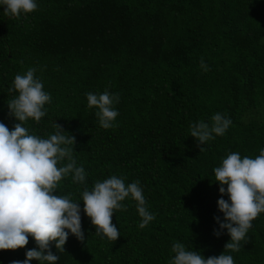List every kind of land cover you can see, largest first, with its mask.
Here are the masks:
<instances>
[{
  "label": "trees",
  "instance_id": "obj_1",
  "mask_svg": "<svg viewBox=\"0 0 264 264\" xmlns=\"http://www.w3.org/2000/svg\"><path fill=\"white\" fill-rule=\"evenodd\" d=\"M35 2L37 9L19 18L5 16L0 5V123L10 131L19 123L7 107L16 93L7 89L17 74L35 68L52 99L39 123L24 126L47 138L53 123L60 125L75 137L73 156L86 173L84 184L69 175L53 193L80 202L85 237L69 234L63 252L51 242L56 264H169L174 243L205 259L224 252L234 264H264V213L238 252L224 251L226 229L214 235V218L223 221V213L213 172L233 152L255 158L264 149V0ZM105 91L120 98L109 129L100 127L86 97ZM216 113L232 124L198 146L190 126L211 125ZM113 175L126 186L138 180L155 215L141 229L136 202L121 201L127 211L114 210L111 218L116 241L95 235L80 197L85 185L91 190ZM33 248L29 236L24 248L0 251V264L23 261Z\"/></svg>",
  "mask_w": 264,
  "mask_h": 264
},
{
  "label": "clouds",
  "instance_id": "obj_2",
  "mask_svg": "<svg viewBox=\"0 0 264 264\" xmlns=\"http://www.w3.org/2000/svg\"><path fill=\"white\" fill-rule=\"evenodd\" d=\"M0 5L5 7V16L16 18L37 9L35 0H0ZM200 67L209 70L203 59ZM35 72V68H29L25 74H17L7 89L8 93H16L7 107L9 115L19 123L11 131L0 123V251L24 248L29 236L37 246L25 253L23 261H13V264H30L32 260L56 264L59 257L49 250L51 242H55L56 250L63 252L69 234L78 241H85L80 202H74L71 194H53L59 182L69 175L74 184L85 182V170L83 166H77L73 156L75 137L63 132L55 123V134L47 138L29 134L24 126L28 120L39 123L46 115L45 104L52 99L43 90L41 80L35 78ZM86 97L88 107L98 109L96 116L100 127H113L119 114L113 105L119 102V95L105 91L100 95L90 92ZM231 124V119L216 113L211 117V125L203 121L192 124L190 136L198 146L205 145L216 136H223ZM203 151L205 148L200 147V152ZM64 160L68 162L58 166ZM213 172L215 183L220 185L218 211L223 213V221L220 217L214 218L219 225L214 235L219 237L226 229L231 239L224 245V251L238 252L251 222L264 213V149L255 158H241L239 153L233 152ZM225 194L227 201L223 199ZM80 197L83 212L95 228V235L111 241L120 237L111 222L112 215L114 210L127 211L121 204L126 198L131 197L136 202L141 229L155 219L145 206L138 180L126 186L123 178L113 175L103 182H95L91 190L85 185ZM171 251L175 255L169 264H234L233 257L224 252L205 259L198 252L187 250L182 243H174Z\"/></svg>",
  "mask_w": 264,
  "mask_h": 264
}]
</instances>
